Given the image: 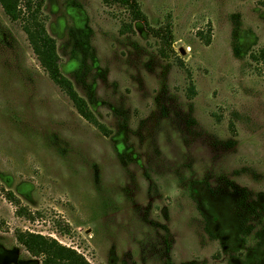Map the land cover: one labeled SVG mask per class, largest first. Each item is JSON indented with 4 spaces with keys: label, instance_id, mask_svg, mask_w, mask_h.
I'll list each match as a JSON object with an SVG mask.
<instances>
[{
    "label": "rangeland",
    "instance_id": "374dc122",
    "mask_svg": "<svg viewBox=\"0 0 264 264\" xmlns=\"http://www.w3.org/2000/svg\"><path fill=\"white\" fill-rule=\"evenodd\" d=\"M138 1L152 29L171 25V58L144 23L123 34L119 6L44 0L61 71L105 132L0 5V264H42L17 230L91 264H264V6Z\"/></svg>",
    "mask_w": 264,
    "mask_h": 264
},
{
    "label": "trees",
    "instance_id": "16d2710c",
    "mask_svg": "<svg viewBox=\"0 0 264 264\" xmlns=\"http://www.w3.org/2000/svg\"><path fill=\"white\" fill-rule=\"evenodd\" d=\"M102 2L107 7L119 6L128 12L130 22L122 25L121 32L123 34L133 33L134 24L142 22L160 41L159 55L164 59L175 55L171 25L168 24L157 30L152 29L138 0H102ZM257 2L260 6H264V0H257ZM0 5L12 22L21 23V27L27 35L41 66L50 79L69 97L78 113L86 121L105 132V126L96 118L88 103L78 94L72 82L61 71V59L58 54L56 40L47 30L48 18L43 10L44 0H0ZM252 59L264 67V48L253 54ZM7 197L17 208L18 216L29 220L35 219L32 212L23 206L20 199L12 192H7ZM15 237L30 255L41 259L42 264H91L77 250L61 244L52 237L22 230H17Z\"/></svg>",
    "mask_w": 264,
    "mask_h": 264
}]
</instances>
